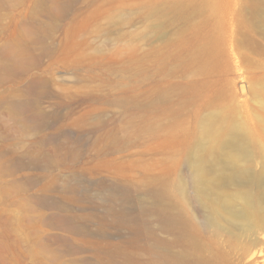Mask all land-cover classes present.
Masks as SVG:
<instances>
[{
  "label": "rangeland",
  "instance_id": "obj_1",
  "mask_svg": "<svg viewBox=\"0 0 264 264\" xmlns=\"http://www.w3.org/2000/svg\"><path fill=\"white\" fill-rule=\"evenodd\" d=\"M56 1L59 12L51 9ZM247 2L0 0V264L100 263L108 240L97 234L101 226L85 222L90 208L111 220L107 209L120 200L109 185L124 182L133 194L170 170L163 143L141 132L155 51L175 68L183 29H219L220 36L224 29H264V14L243 12ZM224 39L228 71L216 78L239 105L256 90L257 68ZM247 47L242 52L253 62L257 51ZM11 49L24 53L22 64L7 66ZM35 82L42 86L31 91ZM26 97L44 115L42 129L24 127L29 112L10 109ZM49 157L53 168L43 162ZM33 159L40 166L30 165ZM63 217L84 232L72 233ZM108 232L116 243V226Z\"/></svg>",
  "mask_w": 264,
  "mask_h": 264
},
{
  "label": "bare ground",
  "instance_id": "obj_2",
  "mask_svg": "<svg viewBox=\"0 0 264 264\" xmlns=\"http://www.w3.org/2000/svg\"><path fill=\"white\" fill-rule=\"evenodd\" d=\"M247 1L243 12L264 14V0ZM51 9L59 12L62 4L56 1ZM218 30L183 29L175 68L155 51L158 59L149 64L147 116L141 132L163 143L162 160L170 170L133 194L124 182L109 185L111 198L120 200L107 209L111 220L99 215V206L90 208L85 218L101 226L97 234L108 240L100 250L104 257L100 263L70 264H264V29H224L221 36ZM221 37L241 55V62L250 60L257 68L256 90L239 105L216 78L228 71ZM246 45L257 51L253 62L242 52ZM24 56L11 49L7 66L22 64ZM41 86L35 82L30 90ZM10 109L14 114L29 112L21 120L24 127H45L34 99L13 101ZM43 162L48 168L57 165L51 157ZM30 165L40 162L33 159ZM63 218L72 233L84 230L72 218ZM154 220L157 224L151 225ZM109 226H116V243H110Z\"/></svg>",
  "mask_w": 264,
  "mask_h": 264
}]
</instances>
